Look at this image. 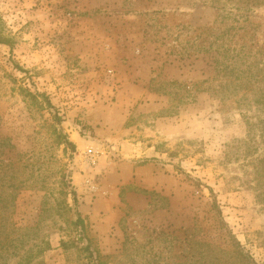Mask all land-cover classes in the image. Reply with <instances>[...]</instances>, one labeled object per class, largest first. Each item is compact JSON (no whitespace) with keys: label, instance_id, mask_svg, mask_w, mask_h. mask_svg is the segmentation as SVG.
Masks as SVG:
<instances>
[{"label":"rangeland","instance_id":"374dc122","mask_svg":"<svg viewBox=\"0 0 264 264\" xmlns=\"http://www.w3.org/2000/svg\"><path fill=\"white\" fill-rule=\"evenodd\" d=\"M0 34V264L264 263V2L0 0Z\"/></svg>","mask_w":264,"mask_h":264},{"label":"trees","instance_id":"16d2710c","mask_svg":"<svg viewBox=\"0 0 264 264\" xmlns=\"http://www.w3.org/2000/svg\"><path fill=\"white\" fill-rule=\"evenodd\" d=\"M220 1V0H219ZM264 2V0H253V3H262ZM237 9H241V7H237ZM5 39L2 37V35L0 34V42H4ZM255 102L258 104V105H264V99H257L255 100ZM67 142V144L71 145L74 147V143L70 140V139H67L65 140ZM218 207V206H217ZM217 212L219 214H221V209L218 207L217 208ZM77 223H80V224H83L84 221L83 219L79 216L78 218V222ZM232 244L234 246V249L237 253V257H238V261L240 262V264H264V263H261L259 261H257L249 252L248 250L241 244V242L235 237L232 235ZM5 244H2L1 243V246H0V252L2 253L3 252V248H4ZM43 250H38L37 253H41ZM33 257V250L31 251H28L27 253V257H26V261H29L31 260V258ZM25 260H22L21 262H18V264H23ZM2 263V262H1ZM98 264H102V262H99Z\"/></svg>","mask_w":264,"mask_h":264}]
</instances>
